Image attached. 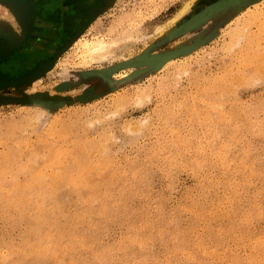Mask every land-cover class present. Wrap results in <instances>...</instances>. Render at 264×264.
Instances as JSON below:
<instances>
[{"label":"rangeland","instance_id":"obj_1","mask_svg":"<svg viewBox=\"0 0 264 264\" xmlns=\"http://www.w3.org/2000/svg\"><path fill=\"white\" fill-rule=\"evenodd\" d=\"M102 1L0 75V264H264V0Z\"/></svg>","mask_w":264,"mask_h":264},{"label":"flooded vegetation","instance_id":"obj_2","mask_svg":"<svg viewBox=\"0 0 264 264\" xmlns=\"http://www.w3.org/2000/svg\"><path fill=\"white\" fill-rule=\"evenodd\" d=\"M27 4L22 12L32 25L27 41L6 59L0 75L13 79L51 61L68 40L86 25L102 0H16ZM27 11V12H26Z\"/></svg>","mask_w":264,"mask_h":264},{"label":"bare ground","instance_id":"obj_3","mask_svg":"<svg viewBox=\"0 0 264 264\" xmlns=\"http://www.w3.org/2000/svg\"><path fill=\"white\" fill-rule=\"evenodd\" d=\"M186 10V9H185ZM185 10L182 11V14L185 12ZM132 15V14H131ZM129 16V15H128ZM127 16V20L129 19ZM132 17V16H130ZM124 18V17H122ZM121 18V19H122ZM125 19V18H124ZM131 19V18H130ZM133 19V18H132ZM121 21V20H120ZM132 21V20H130ZM122 22V21H121ZM127 22V21H126ZM134 22V21H133ZM1 23V22H0ZM118 23V22H117ZM125 23V22H124ZM131 23V22H130ZM5 24V23H4ZM119 24V23H118ZM121 24V23H120ZM120 24L118 26H120ZM133 24V23H132ZM117 25V24H116ZM0 26L4 29H8V26H7V23H6V26L4 25H1ZM115 28V27H114ZM11 29V28H10ZM158 32L160 33L161 31H163V28H158L157 29ZM113 31V30H112ZM115 32V31H114ZM157 32V31H156ZM126 37H124L123 39H120V41H126L128 39H131V35L129 32H127L126 34ZM124 35V36H125ZM123 37V35H122ZM118 40V38H117ZM119 40L118 41H110V42H107V40H104V39H97V40H94V41H88V40H80L79 39V42H77V50H76V54L79 53V59L82 60V64L84 66H87L89 65L90 63L92 62H96V61H103L105 59H108V58H112L114 59L115 58V52L113 51V47L115 45H117V42H120ZM131 41H133V39H131ZM74 45V46H76ZM85 68V67H84ZM123 76V74H121ZM121 75H119L118 77H120ZM79 169V168H78ZM39 174V173H38ZM14 181V180H13ZM34 181V180H33ZM5 182V181H4ZM36 182V181H35ZM8 184V183H7ZM1 186V185H0ZM7 189V188H6ZM5 189V190H6ZM11 191H9L10 193ZM47 192V191H46ZM54 193V192H53ZM8 194V193H7ZM2 195V194H1ZM31 195V194H30ZM2 196H0V199H1ZM59 197V196H58ZM8 198V197H7ZM11 198V197H10ZM26 198V197H25ZM3 200V199H2ZM9 203V202H8ZM7 204V203H6ZM7 207V206H6ZM93 208V207H92ZM7 210V209H6ZM95 210V209H94ZM91 212V211H89ZM104 212V211H103ZM87 214V213H85ZM102 217V216H101ZM81 219V218H80ZM85 223V222H84ZM80 224V223H79ZM39 226V225H38ZM80 227V226H79ZM78 227V228H79ZM40 232V231H39ZM37 243V241H36ZM28 247V246H27ZM49 248V247H48ZM95 248V247H94ZM74 249V248H73ZM56 253V252H55Z\"/></svg>","mask_w":264,"mask_h":264},{"label":"crops","instance_id":"obj_4","mask_svg":"<svg viewBox=\"0 0 264 264\" xmlns=\"http://www.w3.org/2000/svg\"><path fill=\"white\" fill-rule=\"evenodd\" d=\"M5 3L10 7L9 9L12 10L11 8H14L16 11H21L23 12L24 10H27L25 7H27L26 3L23 2H19L16 0H4ZM20 9V10H18ZM21 20L24 23L25 26V34L26 37L25 39H27V37L29 36V33L31 31L32 25L30 22H27L22 13H21ZM11 30V34L7 35H3L0 34V39H1V45L3 46L1 49L3 50L2 53L0 54V59H6L9 56H11L15 51H17V49L19 48V46L21 47L23 42H24V38L23 35H12V33L14 34V31L12 29V27H10ZM26 42V41H25Z\"/></svg>","mask_w":264,"mask_h":264},{"label":"water","instance_id":"obj_5","mask_svg":"<svg viewBox=\"0 0 264 264\" xmlns=\"http://www.w3.org/2000/svg\"><path fill=\"white\" fill-rule=\"evenodd\" d=\"M2 1H4V0H2ZM11 9H12L11 11H13L14 8H11ZM14 11H16V10L14 9ZM14 11H13V12H14ZM14 13H15V12H14ZM15 15H16L17 17H19L16 13H15ZM18 19H19V18H18ZM19 21H20V23H21L23 29L25 30L24 23H23L22 20H20V19H19ZM151 61H159V59H152ZM143 62H144V60H142V59H137V60H135V61H132V62H129V63L125 64L124 67H126V66H130V65H138V64H142Z\"/></svg>","mask_w":264,"mask_h":264}]
</instances>
